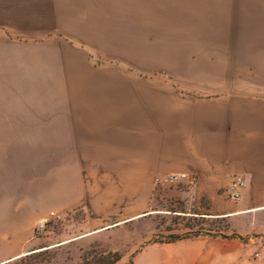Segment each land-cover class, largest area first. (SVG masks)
<instances>
[{
	"label": "crops",
	"instance_id": "0c3cea01",
	"mask_svg": "<svg viewBox=\"0 0 264 264\" xmlns=\"http://www.w3.org/2000/svg\"><path fill=\"white\" fill-rule=\"evenodd\" d=\"M101 67L76 75L72 107L31 118L55 133L51 145L0 154V264L34 251L37 222L51 211L85 216L84 237H107L116 253L119 237L133 226L137 237V223L159 206L226 219L228 233L149 243L130 264H264V72L218 86L132 87L114 79L125 65ZM173 172L196 185L154 194V177ZM235 174L246 186L232 202L221 191Z\"/></svg>",
	"mask_w": 264,
	"mask_h": 264
},
{
	"label": "rangeland",
	"instance_id": "374dc122",
	"mask_svg": "<svg viewBox=\"0 0 264 264\" xmlns=\"http://www.w3.org/2000/svg\"><path fill=\"white\" fill-rule=\"evenodd\" d=\"M104 64L125 65L114 79L132 87L140 80H257L264 72V14L257 0H0V154L51 145L55 133L31 118L72 107L76 75ZM156 208L137 223V237L134 226L119 237L116 254L129 256L127 264L149 243L229 230L226 219ZM85 226V216L75 213L51 220L43 233L35 227L34 251L25 255L31 259L8 264L105 258L108 238L84 237Z\"/></svg>",
	"mask_w": 264,
	"mask_h": 264
},
{
	"label": "built area",
	"instance_id": "2783aa9c",
	"mask_svg": "<svg viewBox=\"0 0 264 264\" xmlns=\"http://www.w3.org/2000/svg\"><path fill=\"white\" fill-rule=\"evenodd\" d=\"M154 183V193L163 188H190L194 187L197 183L196 178L192 175L186 173H168L163 175H158L153 179ZM246 186V180L243 176L235 174L230 176L227 186L222 191L223 196L232 202L238 201L242 195ZM53 219H60L57 213L51 212L49 216L38 221L36 225V230L39 233H43L46 230L47 225Z\"/></svg>",
	"mask_w": 264,
	"mask_h": 264
},
{
	"label": "trees",
	"instance_id": "16d2710c",
	"mask_svg": "<svg viewBox=\"0 0 264 264\" xmlns=\"http://www.w3.org/2000/svg\"><path fill=\"white\" fill-rule=\"evenodd\" d=\"M178 240H180V238L170 240L169 242H175ZM104 255H105V258H102V259H95V257L90 259L89 257H85L83 261L79 264H116L119 260L118 255L115 252L114 253L112 252L104 253ZM20 259H22V262H28V260L31 259V255L25 256L24 258L22 257ZM28 264H31V263H28Z\"/></svg>",
	"mask_w": 264,
	"mask_h": 264
}]
</instances>
